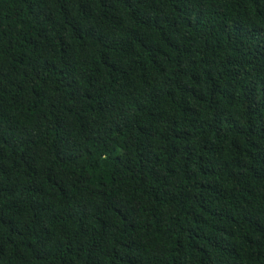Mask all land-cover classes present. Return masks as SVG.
Segmentation results:
<instances>
[{
  "label": "trees",
  "instance_id": "obj_1",
  "mask_svg": "<svg viewBox=\"0 0 264 264\" xmlns=\"http://www.w3.org/2000/svg\"><path fill=\"white\" fill-rule=\"evenodd\" d=\"M0 264H264V0H0Z\"/></svg>",
  "mask_w": 264,
  "mask_h": 264
}]
</instances>
